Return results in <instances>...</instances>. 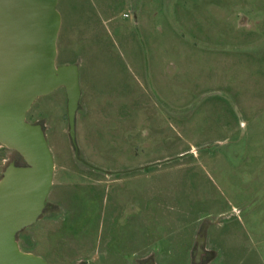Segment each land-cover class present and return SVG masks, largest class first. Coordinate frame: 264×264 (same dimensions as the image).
<instances>
[{"label": "rangeland", "instance_id": "obj_1", "mask_svg": "<svg viewBox=\"0 0 264 264\" xmlns=\"http://www.w3.org/2000/svg\"><path fill=\"white\" fill-rule=\"evenodd\" d=\"M57 10L74 139L63 87L32 103L54 172L19 248L49 264H264V0ZM10 162L0 144V176Z\"/></svg>", "mask_w": 264, "mask_h": 264}, {"label": "water", "instance_id": "obj_2", "mask_svg": "<svg viewBox=\"0 0 264 264\" xmlns=\"http://www.w3.org/2000/svg\"><path fill=\"white\" fill-rule=\"evenodd\" d=\"M58 0H0V144L23 164L10 162L0 176V264H49L19 248L18 233L46 206L54 160L40 124L26 113L40 96L63 87L69 133L80 97L77 64L56 65L61 23ZM198 238L196 261L200 243Z\"/></svg>", "mask_w": 264, "mask_h": 264}, {"label": "flooded vegetation", "instance_id": "obj_3", "mask_svg": "<svg viewBox=\"0 0 264 264\" xmlns=\"http://www.w3.org/2000/svg\"><path fill=\"white\" fill-rule=\"evenodd\" d=\"M148 264H150V263H148Z\"/></svg>", "mask_w": 264, "mask_h": 264}, {"label": "trees", "instance_id": "obj_4", "mask_svg": "<svg viewBox=\"0 0 264 264\" xmlns=\"http://www.w3.org/2000/svg\"><path fill=\"white\" fill-rule=\"evenodd\" d=\"M22 164H23V162H22Z\"/></svg>", "mask_w": 264, "mask_h": 264}]
</instances>
